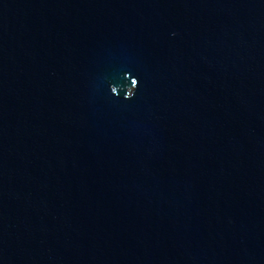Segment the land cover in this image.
I'll list each match as a JSON object with an SVG mask.
<instances>
[{
	"label": "water",
	"instance_id": "water-1",
	"mask_svg": "<svg viewBox=\"0 0 264 264\" xmlns=\"http://www.w3.org/2000/svg\"><path fill=\"white\" fill-rule=\"evenodd\" d=\"M0 264H264V0H0Z\"/></svg>",
	"mask_w": 264,
	"mask_h": 264
},
{
	"label": "clouds",
	"instance_id": "clouds-1",
	"mask_svg": "<svg viewBox=\"0 0 264 264\" xmlns=\"http://www.w3.org/2000/svg\"><path fill=\"white\" fill-rule=\"evenodd\" d=\"M130 91H131V89H130Z\"/></svg>",
	"mask_w": 264,
	"mask_h": 264
}]
</instances>
